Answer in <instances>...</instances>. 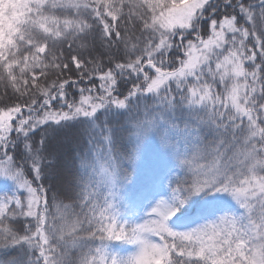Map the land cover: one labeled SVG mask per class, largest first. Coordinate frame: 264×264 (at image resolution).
<instances>
[{"label":"snow or ice","instance_id":"6c2138e0","mask_svg":"<svg viewBox=\"0 0 264 264\" xmlns=\"http://www.w3.org/2000/svg\"><path fill=\"white\" fill-rule=\"evenodd\" d=\"M0 264H264V0H0Z\"/></svg>","mask_w":264,"mask_h":264}]
</instances>
